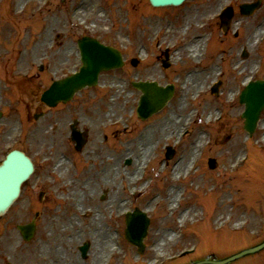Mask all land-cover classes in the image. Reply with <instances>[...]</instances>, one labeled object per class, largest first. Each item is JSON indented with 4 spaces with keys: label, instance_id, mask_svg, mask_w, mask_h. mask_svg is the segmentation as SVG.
Here are the masks:
<instances>
[{
    "label": "rangeland",
    "instance_id": "rangeland-1",
    "mask_svg": "<svg viewBox=\"0 0 264 264\" xmlns=\"http://www.w3.org/2000/svg\"><path fill=\"white\" fill-rule=\"evenodd\" d=\"M255 1L187 0L179 7L154 9L149 0H0V110L5 113L0 162L19 148L36 164L19 199L0 218V264H191L264 240V110L249 136L239 102L248 77L264 79V0L252 15L239 12L240 4ZM86 2L93 11L76 15L78 3ZM227 5L235 14L225 35L214 17ZM197 33L207 42L195 57L189 50L177 51ZM83 35L120 49L125 64L100 74L98 85L83 89L71 102L48 110L38 98L54 79L80 67L76 44ZM165 53L169 68L163 66ZM134 58L140 59L137 66ZM198 66L202 72H196ZM196 73L201 75L193 80L198 85L178 110L182 87ZM220 79L216 96L211 88ZM139 80L175 86L170 103L144 121L136 115L140 91L131 84ZM39 107L46 113L39 114ZM31 111L38 118L28 120ZM174 115L182 122L168 135L157 132ZM74 119L88 133L79 151L70 139ZM142 139L150 150L135 157ZM168 148L175 149L170 159ZM210 158L217 160L214 169ZM58 161L62 166L56 169ZM183 161L185 169L176 173ZM145 162L149 169L142 173ZM104 165L111 171L110 185L87 187L84 183ZM114 192L124 201L115 202ZM136 208L150 218L143 253L125 240V221H111ZM83 210L92 211L96 223L103 220L113 236L111 252L98 259L86 235L94 222ZM36 213L35 236L26 242L18 226ZM66 218L72 222H62ZM85 244L89 251L83 257ZM191 249V255L172 263ZM232 264H264V251Z\"/></svg>",
    "mask_w": 264,
    "mask_h": 264
},
{
    "label": "water",
    "instance_id": "water-1",
    "mask_svg": "<svg viewBox=\"0 0 264 264\" xmlns=\"http://www.w3.org/2000/svg\"><path fill=\"white\" fill-rule=\"evenodd\" d=\"M155 6L168 4H181L183 0H150ZM260 2L253 4L241 5V11L244 14H251ZM233 16L232 8H229L223 17V25H228ZM94 41V40H90ZM88 38H84L79 42L82 50L83 67L80 72L63 80L55 81L50 89L43 96V100L50 106H56L60 101H69L80 89L95 85L97 83L98 74L102 70H108L113 67H120L123 64L121 54L112 48L104 47L98 42L91 43ZM136 87L143 91V96L138 107V115L141 118H147L153 113L160 111L170 101L173 95L172 87H161L155 82L133 83ZM241 94V103L246 105L243 117L245 118V130L253 133L256 129L258 118L264 108V81H256L245 88ZM215 160H212L211 166L214 167ZM34 167L31 160L22 152L13 151L9 154L7 160L0 166V216L12 205L20 192L21 184L28 179ZM139 217L140 223L136 221L128 222L127 240L139 246L140 251L143 250V239L147 234L149 220ZM20 230L26 239H30L34 233V226H20ZM264 247V242L256 247L243 250L230 258L220 261H201L197 264H225L229 261L238 259L245 254L259 251Z\"/></svg>",
    "mask_w": 264,
    "mask_h": 264
},
{
    "label": "bare ground",
    "instance_id": "bare-ground-1",
    "mask_svg": "<svg viewBox=\"0 0 264 264\" xmlns=\"http://www.w3.org/2000/svg\"><path fill=\"white\" fill-rule=\"evenodd\" d=\"M91 4H92V2H91ZM91 10L93 11L92 6H90V4L88 5L87 2H86V5L80 7L79 10L76 12L77 14L76 13L75 14L76 15H78V14L82 15L84 13H87L85 15V17H87L89 15V13L91 12ZM192 18H197V16L195 15V16L189 18L188 24L191 23ZM166 32L169 33L168 28L166 29ZM168 35H170V34H168ZM205 40H206L205 37L202 38V39H197L196 37H194L193 40L190 41L191 42L190 44H188V45L185 44V46H183V48L179 49L178 51L182 52L184 50H189L190 53H191V56L195 57V54H198V51L200 50L199 48H201V46L205 42ZM180 52H177V53L179 54ZM200 68L201 67H199V66L196 67V72L199 73V69ZM198 73L193 74L192 76H189V78L187 79V82L184 83V85L182 87L183 91H181V92H183V94L181 96V101H180V103L178 105V110H181L182 106L184 105L183 101H185V98L187 97L188 91L192 90L196 85H198V84H196L197 80L193 81L194 78H199L200 79L201 75H197ZM179 116H175L174 115V118L170 117L169 119H167L165 121V123H162L161 129L159 128L157 132H159L161 135H163V133L168 135L169 134L168 132H170L173 129V126H175L177 121L180 122V123L182 122L183 118L178 119ZM201 140H202V136H201ZM141 141H142L141 145H139L140 147L138 148L137 152H134V155H135V157H137L139 155V157L143 158V156L147 155V153L149 152L150 145H149L148 142H146V139H142ZM195 149H196V146L192 148V153L195 151ZM139 160H141V159H139ZM184 163L185 162L183 161V162H181L179 164H176V166L174 168V171L176 173H178L181 170H184L185 169V164ZM143 165L144 164H142V168H143ZM191 165H192V162H191ZM61 166H62L61 161L60 162L58 161L56 169H59V167H61ZM108 167L109 166L104 165L102 167V170H100L99 174H95V176L93 175L92 178H90L89 181L85 182L84 184L87 187H90V188L91 187H96V186H99V187L101 186V187H105L106 188L107 185H110V180H109L108 176L111 175V171L108 170L109 169ZM102 171H103V173L101 174ZM129 179L127 178V183L128 184H130L131 182L134 181V177L133 178H129ZM125 181H126V178L123 179V182H125ZM143 186H141V188H139V189H143L144 188ZM112 190H114V188L110 187L108 191L112 193ZM114 193H115V195L113 196V199L115 200V202H118L119 200L124 201L123 198L120 199V196L118 195L117 192H114ZM172 194H173V190L170 191L169 195H172ZM83 211H84V216H88V218L91 219V222L92 221L94 222V225L91 228V232L90 233L86 232V235L89 238L92 239V242L94 241V251L95 252L93 251L94 252L93 256H97V259H98V258L102 257L104 252H106V253L107 252H111L110 250H111V242L113 241V236H111L110 233H108V231L106 230V227L104 225H102V221L103 220H101L100 222L96 223L97 219H95V216L92 213V211H90V212L87 211V210H83ZM62 222L71 223L72 220H71V218L70 219L66 218ZM84 236H85V234H84ZM90 253H92V252L90 251ZM94 259H95V257H94Z\"/></svg>",
    "mask_w": 264,
    "mask_h": 264
},
{
    "label": "flooded vegetation",
    "instance_id": "flooded-vegetation-1",
    "mask_svg": "<svg viewBox=\"0 0 264 264\" xmlns=\"http://www.w3.org/2000/svg\"><path fill=\"white\" fill-rule=\"evenodd\" d=\"M38 110H39V112H40L39 114H41V113H45V112L43 111V109H41L40 107L38 108ZM37 114H38V113H37ZM34 115L36 116V112H35ZM35 116H34V117H35ZM27 118H28V120H29V119H32L31 114H28V115H27Z\"/></svg>",
    "mask_w": 264,
    "mask_h": 264
}]
</instances>
